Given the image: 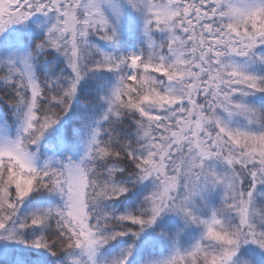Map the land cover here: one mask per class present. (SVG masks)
Returning <instances> with one entry per match:
<instances>
[{
  "label": "snow or ice",
  "instance_id": "1",
  "mask_svg": "<svg viewBox=\"0 0 264 264\" xmlns=\"http://www.w3.org/2000/svg\"><path fill=\"white\" fill-rule=\"evenodd\" d=\"M0 264H264V0H0Z\"/></svg>",
  "mask_w": 264,
  "mask_h": 264
}]
</instances>
